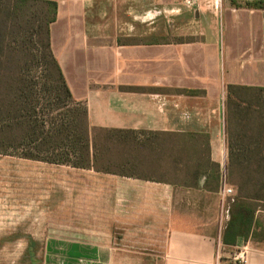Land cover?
I'll return each instance as SVG.
<instances>
[{"label":"crops","instance_id":"0c3cea01","mask_svg":"<svg viewBox=\"0 0 264 264\" xmlns=\"http://www.w3.org/2000/svg\"><path fill=\"white\" fill-rule=\"evenodd\" d=\"M50 1L51 50L90 128L161 140L155 148L139 139L132 161L147 172L137 175L2 155L0 231L50 234L38 264H236L221 248H247L245 264H264V210L247 239L227 246L233 200H222L228 88L264 89V0H117L134 14L176 13L174 33L162 17L148 35L134 22L133 34L91 32L87 13L98 0ZM13 208L25 210L15 228Z\"/></svg>","mask_w":264,"mask_h":264},{"label":"trees","instance_id":"16d2710c","mask_svg":"<svg viewBox=\"0 0 264 264\" xmlns=\"http://www.w3.org/2000/svg\"><path fill=\"white\" fill-rule=\"evenodd\" d=\"M8 1H13L14 7L0 18V155L103 174L124 175L122 170L137 169L132 160L140 146L139 139L154 135L90 128L87 108L73 100L51 50V25L57 19V3ZM36 5L51 8L45 21L46 41L41 29L22 30L28 17L26 8ZM35 31L41 34L34 35ZM35 37L42 49L39 52L26 48ZM261 95L264 89L230 86L227 91L228 105L237 100L229 123V182L237 193L223 236L227 246H236L239 237L247 239L256 213L264 210V104L258 106ZM62 107L68 108L67 113L55 116ZM236 128L239 130L233 132Z\"/></svg>","mask_w":264,"mask_h":264},{"label":"rangeland","instance_id":"374dc122","mask_svg":"<svg viewBox=\"0 0 264 264\" xmlns=\"http://www.w3.org/2000/svg\"><path fill=\"white\" fill-rule=\"evenodd\" d=\"M126 4V3H125ZM125 6V5H124ZM121 7V2L120 5L117 3V0H98L95 1V4L93 5L92 9L88 10V17H89V22L88 26L90 28V31L93 33H106L108 35H114L118 34L119 32L122 33H128V34H133V22L140 26L139 28V33H142L145 35L151 34L153 31V23L157 22L158 18L164 19L166 30L169 33H174L175 31V23H174V18L176 16V13H170L166 14L165 18L164 16L161 15V13H158V9H146L143 11L141 14H137V12L134 14L132 9H128V7ZM14 7V2L13 1H8V0H0V18L3 17L2 13L6 14L8 11H10L11 8ZM27 9V15L28 17L25 20V23L22 24V30L24 31H31L33 28L35 30L41 29L42 37L45 38L46 41V25L45 21L48 19L49 14L51 12V8L48 6H43V5H36L33 7H28ZM26 12H24L25 14ZM23 14V15H24ZM20 15V14H18ZM134 20V21H133ZM122 21H124V24H121ZM135 28V27H134ZM163 28V26L161 27ZM135 30V29H134ZM38 31V32H39ZM151 32V33H150ZM37 31H35L33 34L39 36ZM22 38H26L23 35ZM140 38V37H138ZM38 39V37H37ZM36 37L34 40H32L31 44L27 45L26 48L27 50L39 52L41 49V46L36 42ZM127 41H132L135 42L136 39H129ZM38 54V53H37ZM261 103L258 104V106L264 104V95L260 96ZM237 100L230 102V106L226 105L225 107V112H226V118H227V124H228V130L229 126L231 123V116L232 113L234 112V104H236ZM257 104V103H256ZM73 106L70 108L72 109ZM264 108V105L263 107ZM68 108L62 107L61 109L59 108L57 110L56 115H65L67 112ZM231 109L233 112H231ZM257 109V107H256ZM79 113V112H78ZM233 125V124H231ZM235 127H238L237 125ZM236 130V132L239 130L238 128L233 129V132ZM230 134V133H229ZM143 141L149 142V144H154V147L156 148L161 139H156L154 137H149V136H144L141 137ZM231 139V138H230ZM158 140V141H157ZM169 141L172 143L171 138ZM165 144L166 149L168 150V155L170 153V144ZM163 143L161 142V145ZM173 145L175 146L176 143L173 142ZM150 146V145H148ZM186 152L183 153V158L186 156ZM180 157V151L176 150V148L172 151L171 157L167 156L166 159L169 161L172 166L177 163V158ZM186 158V157H185ZM0 160H4V156L0 155ZM72 162H74V159H71ZM2 170V169H1ZM85 170V169H84ZM87 170V169H86ZM125 174H132V175H137L140 174V172L144 173L147 172V170H141V169H135V170H122ZM2 175V174H0ZM3 184H0V215H3L4 209H3V202L5 199V195H8L6 191L3 190ZM236 197V196H235ZM235 197H231L230 200H233ZM227 201V202H229ZM233 201H230L232 203ZM12 220H16V223L12 224V228L18 227L19 221L21 217L25 216V210L24 209H14L12 210ZM263 220V225H264V215L262 216ZM2 221V219H0ZM260 236L264 237V227H262V231L260 232ZM50 236V234L47 233H20V232H1L0 231V264H38L40 260L44 256V245L45 241L47 240V237ZM225 249L221 248V256H227L233 259V256L235 253H231V250L226 249V251L229 254H225L224 252ZM226 264V263H225Z\"/></svg>","mask_w":264,"mask_h":264},{"label":"built area","instance_id":"2783aa9c","mask_svg":"<svg viewBox=\"0 0 264 264\" xmlns=\"http://www.w3.org/2000/svg\"><path fill=\"white\" fill-rule=\"evenodd\" d=\"M198 0H184L185 6H193ZM236 196L235 188L229 184L228 178L224 175L222 180V200L224 203L228 201L229 198ZM246 249L239 250L233 256V260L236 264H245L246 262Z\"/></svg>","mask_w":264,"mask_h":264}]
</instances>
